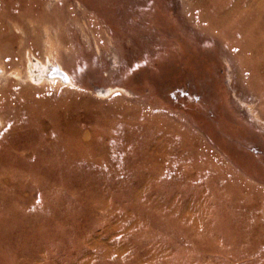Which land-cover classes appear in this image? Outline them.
<instances>
[{
    "label": "rangeland",
    "instance_id": "374dc122",
    "mask_svg": "<svg viewBox=\"0 0 264 264\" xmlns=\"http://www.w3.org/2000/svg\"><path fill=\"white\" fill-rule=\"evenodd\" d=\"M0 68V264H264V0H0Z\"/></svg>",
    "mask_w": 264,
    "mask_h": 264
},
{
    "label": "bare ground",
    "instance_id": "6f19581e",
    "mask_svg": "<svg viewBox=\"0 0 264 264\" xmlns=\"http://www.w3.org/2000/svg\"><path fill=\"white\" fill-rule=\"evenodd\" d=\"M19 78L22 79L21 76H19ZM25 80H29V81L32 80L34 82L58 80L65 84H73L71 77L63 69L61 63H59L58 61H52L50 56H47L46 61H42L41 59H39L34 55L29 56L28 66H27V76ZM120 89L122 88L116 87V88L99 89L98 92L100 95L103 96V95H110L116 90H120ZM241 105L248 107V110L251 113H253V119L255 121L264 123V119L257 113H254L255 110L250 103L243 101Z\"/></svg>",
    "mask_w": 264,
    "mask_h": 264
}]
</instances>
